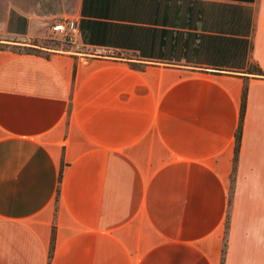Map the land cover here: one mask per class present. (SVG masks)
Wrapping results in <instances>:
<instances>
[{
  "label": "crops",
  "instance_id": "1",
  "mask_svg": "<svg viewBox=\"0 0 264 264\" xmlns=\"http://www.w3.org/2000/svg\"><path fill=\"white\" fill-rule=\"evenodd\" d=\"M0 43V264H264V0H0Z\"/></svg>",
  "mask_w": 264,
  "mask_h": 264
},
{
  "label": "built area",
  "instance_id": "2",
  "mask_svg": "<svg viewBox=\"0 0 264 264\" xmlns=\"http://www.w3.org/2000/svg\"><path fill=\"white\" fill-rule=\"evenodd\" d=\"M50 31L59 35L61 40L71 42L77 32V24L74 19L70 18L58 20L50 25Z\"/></svg>",
  "mask_w": 264,
  "mask_h": 264
},
{
  "label": "trees",
  "instance_id": "3",
  "mask_svg": "<svg viewBox=\"0 0 264 264\" xmlns=\"http://www.w3.org/2000/svg\"><path fill=\"white\" fill-rule=\"evenodd\" d=\"M25 52H40V50L32 48V47H24ZM135 66V64H132ZM255 70L257 73H262V70L259 67H255ZM246 95H247V83L244 84L243 89H242V96H241V109H240V118H239V123L238 127L236 129L235 133V159L237 158L238 150H239V144H240V137H241V130H242V121H243V114L245 110V104H246ZM234 161V165H235Z\"/></svg>",
  "mask_w": 264,
  "mask_h": 264
},
{
  "label": "rangeland",
  "instance_id": "4",
  "mask_svg": "<svg viewBox=\"0 0 264 264\" xmlns=\"http://www.w3.org/2000/svg\"><path fill=\"white\" fill-rule=\"evenodd\" d=\"M58 21V20H55ZM42 45L50 47V48H54V49H67L70 47L71 42L70 41H64L61 40V37L57 34H53V33H49L48 38L46 40H44L42 43ZM3 44L0 43V46H2ZM24 47H29V46H12L13 50L16 51H23Z\"/></svg>",
  "mask_w": 264,
  "mask_h": 264
}]
</instances>
